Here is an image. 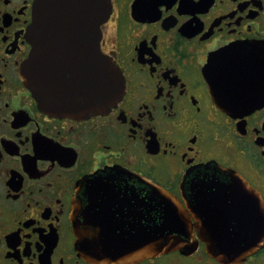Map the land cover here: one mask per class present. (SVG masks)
<instances>
[{
  "label": "flooded vegetation",
  "instance_id": "flooded-vegetation-1",
  "mask_svg": "<svg viewBox=\"0 0 264 264\" xmlns=\"http://www.w3.org/2000/svg\"><path fill=\"white\" fill-rule=\"evenodd\" d=\"M35 1L0 0V264H89L75 249L71 208L101 170H126L181 199L187 171L213 162L264 201V65L216 55L235 44L264 48V0H105L98 49L121 70L124 92L106 113L77 119L44 112L24 84ZM70 40L42 48L46 89L64 86L83 54L88 63L91 43ZM214 54L217 98L205 77ZM248 87L262 89L239 92ZM248 96L263 102L239 108ZM193 234L191 251L136 264H222ZM234 264H264V245Z\"/></svg>",
  "mask_w": 264,
  "mask_h": 264
},
{
  "label": "water",
  "instance_id": "water-1",
  "mask_svg": "<svg viewBox=\"0 0 264 264\" xmlns=\"http://www.w3.org/2000/svg\"><path fill=\"white\" fill-rule=\"evenodd\" d=\"M32 10L27 30L31 49L22 75L38 106L51 115L76 119L106 113L122 96L124 81L116 63L98 49L99 25L108 14L105 0H36ZM63 37L71 39L66 44L91 43L92 53L87 65L83 54V66L53 91L42 83L43 62L49 60L42 48H55L56 39ZM216 55L217 61L226 58L236 67L243 62L264 65V48L258 44H235ZM214 58H209L210 74L205 77L217 98ZM47 92L56 95L53 103H47ZM262 102L248 96L239 108L249 111ZM186 175L179 185L181 199L126 170L112 168L87 177L71 208L77 255L89 264H136L173 250L191 251L198 243L194 231L207 254L222 264L243 261L263 247L264 201L254 187L236 171L213 162Z\"/></svg>",
  "mask_w": 264,
  "mask_h": 264
}]
</instances>
